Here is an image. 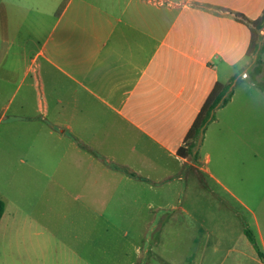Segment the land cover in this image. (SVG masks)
<instances>
[{
  "label": "crops",
  "instance_id": "0c3cea01",
  "mask_svg": "<svg viewBox=\"0 0 264 264\" xmlns=\"http://www.w3.org/2000/svg\"><path fill=\"white\" fill-rule=\"evenodd\" d=\"M21 8L35 11L25 0H0L3 41L11 29L8 15ZM263 10L264 0H66L55 15L52 9L45 13L53 19L37 46L33 24L37 21L34 17L25 21L28 40H17L19 51L12 59L0 56V93L14 87L12 97L19 93L23 97L20 112L6 121L12 139L15 133L28 144L38 119L44 120L45 190L61 197L75 186L96 195L107 190L121 193L124 205L138 206L149 202L148 191L160 189L170 190L180 202L188 177L194 174L203 198L211 194L221 204L223 200L222 207L233 210L234 222L243 225L241 246L214 247L206 255L215 259H206L205 264H264L245 234L248 226L264 254V153L253 130L260 124V106L247 96L252 92L249 86L256 85H234L230 101L207 125L204 153L198 158L178 154L215 83L237 74L245 78L255 57L247 54L251 31L239 15L254 20ZM30 45L35 48L29 50ZM28 60L36 68L29 65L20 73L19 64ZM31 69L34 77L26 82ZM213 155L224 167L219 172L206 165ZM209 179L216 185L211 186ZM243 188L252 191L250 203L237 194ZM226 194L235 197L250 218L237 219L238 209L229 206ZM0 196L5 201L1 225L9 213L1 191ZM224 225L233 232L232 221ZM51 234H43L44 247L20 252L42 257L43 264L106 263L93 247L61 242L52 248ZM120 252L112 250L111 255H126Z\"/></svg>",
  "mask_w": 264,
  "mask_h": 264
},
{
  "label": "rangeland",
  "instance_id": "374dc122",
  "mask_svg": "<svg viewBox=\"0 0 264 264\" xmlns=\"http://www.w3.org/2000/svg\"><path fill=\"white\" fill-rule=\"evenodd\" d=\"M65 2L66 0H25V3L35 8L34 12L21 8L20 12H11L8 18L4 13L5 18L10 21L11 29L4 35L6 38L3 41L0 26V56L5 54L9 59L16 56L19 51L17 40H28V22L25 21H31L32 17L37 21L33 23L36 26L34 44L37 46L42 41L50 20L53 19L52 16L48 20L45 13L52 9L55 15ZM32 48L35 47L30 45L29 50ZM33 54V51L28 52L30 57ZM29 65L36 68L35 64L28 60L23 65L19 64L20 73ZM31 77H34L32 69L26 82L31 81ZM237 83L251 84L248 79L239 75L234 81L233 89ZM25 86L26 84H23V87ZM249 87H252V92L247 96L252 98L255 105L260 106V124L253 130L259 138L260 151L264 153V92L256 86ZM13 90L14 87L4 88L0 93V116L6 111V118L0 121V191L7 200L9 213L0 225V264H43L42 257H29L20 251L44 247V233L46 237L52 233V248L60 247L61 242L75 248H95L101 259L105 257L104 264H123L122 260L128 259L135 264H205L206 259H215L206 255L214 247L223 249L241 246L239 235L243 225L236 224L240 223L239 221L234 222L236 214L229 207H222L223 200L221 204L214 195L210 194L208 199L203 198V193L197 191L198 181L194 174L188 177L187 186L185 179L186 187L180 194V202L170 190L160 189L157 192L148 191L149 202H140L138 206L132 205L133 202L124 205L121 193L107 190L100 191L97 196L86 188L75 186L70 189L72 191L62 193V197L57 191H46L44 120L38 119L37 128L30 132L32 139L28 140V144H22L15 133L12 139V132L8 131L6 121L12 120L16 111L20 112L18 107L23 99L20 93L12 97ZM38 99H42V95ZM38 99L34 111L38 106ZM30 106L32 107L33 103ZM205 133L206 129L197 148V158L205 152V149L201 148ZM32 141H35L34 145L31 144ZM262 163L260 162V166ZM206 165L215 172L224 168L220 165L218 155H213L212 161ZM184 167L191 173L196 172L189 165ZM227 167L231 170L229 164ZM46 169L49 170V165ZM202 175L208 177L203 172ZM209 183L211 186L216 185L212 179H209ZM220 194L224 196L221 191ZM237 194L251 202L250 189L243 188ZM225 200L229 206L233 205L238 209L237 219L250 218L249 212L235 197L226 194ZM206 215L212 217L211 220L206 221ZM231 221L234 223L233 232L224 225ZM208 229L212 232L211 235L208 234ZM92 235L94 240L91 241ZM112 250L125 252L126 255L113 253V256Z\"/></svg>",
  "mask_w": 264,
  "mask_h": 264
},
{
  "label": "trees",
  "instance_id": "16d2710c",
  "mask_svg": "<svg viewBox=\"0 0 264 264\" xmlns=\"http://www.w3.org/2000/svg\"><path fill=\"white\" fill-rule=\"evenodd\" d=\"M239 16L241 17V20L249 26L251 31L247 54L255 57L253 63L247 70V76L245 78L264 91V61L262 59V54L264 52V36L261 34V30L264 28V10L261 16L254 20H249L241 15ZM236 78L237 77L235 76L227 82L217 81L215 83L192 126L188 130L183 145L178 149L179 156L197 157V148L201 143L203 133L207 125L216 118V110L225 106L230 101L233 94V84ZM117 168L120 170L122 169L121 167ZM122 170L127 171L125 168ZM131 174L135 175L133 172H131ZM4 211L5 201L0 197V220ZM245 234L257 250L259 257L264 261V254L258 246L254 232L249 227H246Z\"/></svg>",
  "mask_w": 264,
  "mask_h": 264
},
{
  "label": "built area",
  "instance_id": "2783aa9c",
  "mask_svg": "<svg viewBox=\"0 0 264 264\" xmlns=\"http://www.w3.org/2000/svg\"><path fill=\"white\" fill-rule=\"evenodd\" d=\"M243 76H244V77H246V76H247V74H246V73H244V74H243Z\"/></svg>",
  "mask_w": 264,
  "mask_h": 264
}]
</instances>
